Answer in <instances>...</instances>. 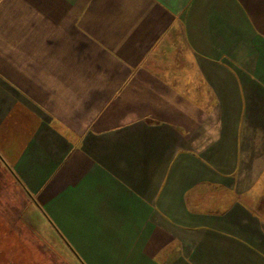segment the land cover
<instances>
[{
  "label": "crops",
  "instance_id": "1",
  "mask_svg": "<svg viewBox=\"0 0 264 264\" xmlns=\"http://www.w3.org/2000/svg\"><path fill=\"white\" fill-rule=\"evenodd\" d=\"M0 161L27 264H264V0H0Z\"/></svg>",
  "mask_w": 264,
  "mask_h": 264
},
{
  "label": "rangeland",
  "instance_id": "2",
  "mask_svg": "<svg viewBox=\"0 0 264 264\" xmlns=\"http://www.w3.org/2000/svg\"><path fill=\"white\" fill-rule=\"evenodd\" d=\"M27 201L21 187L13 181L0 161V264H10L12 261L13 264H22L21 261L27 264L37 253L32 247H26L24 251L18 247L42 239L41 234L30 232L23 221ZM48 237L45 235L47 240L50 239Z\"/></svg>",
  "mask_w": 264,
  "mask_h": 264
}]
</instances>
